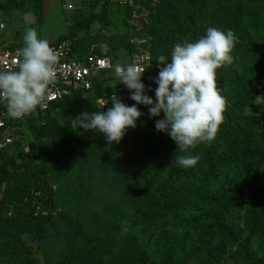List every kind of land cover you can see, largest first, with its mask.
Listing matches in <instances>:
<instances>
[{
    "label": "rangeland",
    "instance_id": "rangeland-1",
    "mask_svg": "<svg viewBox=\"0 0 264 264\" xmlns=\"http://www.w3.org/2000/svg\"><path fill=\"white\" fill-rule=\"evenodd\" d=\"M191 1L193 8L182 9L173 0H133L124 10L91 0H0L5 34L19 49L28 28H35L38 38L48 42L68 36L74 11L93 5L98 20L69 38L80 52L114 55L118 61L146 56L152 76L141 77V82L149 97V88H157L154 78L164 66L157 57L170 60L176 43L195 42L209 27L231 30L236 37L233 63L217 69L216 87L225 99L226 86L235 79L257 90L251 107L241 112L232 110L226 100L215 139L187 152L177 149L167 133L156 131L155 122L164 118L163 112L150 117L149 106L142 104L137 105L142 115L136 127L128 128L118 144L109 145L98 132L71 128L73 118L97 111L87 103H64L52 109L50 117L65 129L59 141L36 139L24 126L23 144L13 147L18 151L10 150L14 159L3 170V182L27 177L31 197L16 206L0 197V264H47L64 256L71 264H81L96 245L103 244L114 256L128 240H133L132 250L144 253V260L136 264H236L239 246H247L257 263L264 264V231L253 228V215L264 194V65L251 57V53L264 54V20L256 14L262 2ZM240 49L249 52L245 58L238 56ZM105 87L118 90L127 106L135 103L124 84L107 81ZM42 121L37 119L35 127ZM178 156L200 159L183 168L176 162ZM82 159L109 165L124 177L137 176L141 182L137 194L173 201L170 218L158 230L145 224L150 212L146 206L123 219L92 214L89 208L100 199L108 203L112 187L108 177L103 182L93 169L83 177ZM213 197L224 202L223 210Z\"/></svg>",
    "mask_w": 264,
    "mask_h": 264
},
{
    "label": "clouds",
    "instance_id": "clouds-1",
    "mask_svg": "<svg viewBox=\"0 0 264 264\" xmlns=\"http://www.w3.org/2000/svg\"><path fill=\"white\" fill-rule=\"evenodd\" d=\"M235 41L231 30L209 27L195 42L176 43L170 60L163 55L157 57L158 64L164 66L154 78L155 102L145 94L141 82L145 68L138 63L127 66L117 63L114 76L131 91L130 99L135 103L127 106L113 95L111 108L83 112L72 119L71 128L78 126L98 132L109 145L118 144L128 128L136 127V120L142 115L137 105L142 104L149 106L150 117L163 112L164 118L156 120L155 129L167 133L181 152L201 142L211 143L227 108L226 99L216 87V71L233 63ZM23 42L24 46L18 50L17 70L0 71V103L5 105L6 115L11 119L34 114L47 99L49 85L56 80L58 56L49 42L38 38L35 28L26 29ZM199 159V156H178L176 162L180 167L190 168Z\"/></svg>",
    "mask_w": 264,
    "mask_h": 264
},
{
    "label": "trees",
    "instance_id": "trees-1",
    "mask_svg": "<svg viewBox=\"0 0 264 264\" xmlns=\"http://www.w3.org/2000/svg\"><path fill=\"white\" fill-rule=\"evenodd\" d=\"M175 1L182 9H187L188 7L193 8L191 0H173ZM191 1V2H189ZM262 7L257 11V15L261 16L264 20V0H261ZM95 2H92V4ZM97 4V3H96ZM99 4V3H98ZM103 6H109L108 4H100ZM130 7L123 8L124 10L129 9ZM98 20V15L93 12V5L90 8H80L74 11V24L71 27L69 35L58 37L55 42L75 36L78 32L87 28L90 24ZM74 53L79 57L87 56L89 53L80 52L76 49L73 42ZM162 54H165V48L161 51ZM247 50L240 49L238 56L245 58L248 55ZM100 54V53H98ZM113 57L114 60L118 58L114 55H108ZM257 57L256 60L264 65V54L257 55L251 53V57ZM261 73L264 74V66L261 68ZM148 78L146 76H141ZM114 81L118 84V78H116L111 71L99 72L94 80V95L95 97H102L109 92H114L117 97L122 98L119 95L118 90H105V82ZM256 83H260V79L257 78ZM226 100L231 106V109L234 111L241 112L246 108L251 107L254 96L257 93L256 88L248 87L239 79H235L229 82L226 86ZM108 89V88H106ZM156 89V88H155ZM155 89L150 90V98L155 99ZM218 89V88H217ZM149 96V93H148ZM95 99L93 97H87L85 99H80L78 95L70 96L61 100L57 103H54L52 107L44 112L39 114H33L26 120V127L28 126L32 135L36 139L42 137H51L54 140H61V136L65 133V129L61 127L58 122L50 117V112L52 109L60 104H69V105H80L89 104L94 107L96 110ZM87 103V104H85ZM100 111V110H98ZM37 119H44L36 126ZM20 142L15 141L11 146L0 152V186L4 185V190L2 192L3 197L9 198L12 200L14 206L22 204L24 199L31 197V181L27 178L13 177L5 185V176L3 175L4 168L11 163L14 159L12 155L9 154L10 150L14 146H19ZM256 147V143L254 144ZM19 149L13 148L12 151H18ZM254 156L255 152L253 150ZM80 165L83 166V177H86L87 172L90 169H93L95 172L99 173L103 177V182L105 179H109L110 186L112 187L110 192L107 194L108 203H104L101 199L98 201V204L89 209L96 213H103L104 217L110 216L111 218L119 217L123 219L128 214L138 211L140 207L146 206L150 212L146 216V223L149 227L153 229H158L162 227V224L168 220L172 214L171 210L175 209V204L171 203V200H153L148 195H139L136 193L137 188L141 185L140 180L135 175L124 177L119 171L111 168L109 165H99L94 164L89 159H82ZM108 174V176L106 175ZM105 184V183H104ZM106 185V184H105ZM108 186V185H107ZM150 195V194H149ZM262 203L256 208V212L253 215V228L254 230L260 229L264 231V194H261ZM213 203L217 205L220 210L224 208V202L220 199L211 198ZM93 214V213H92ZM28 230V229H27ZM26 230V231H27ZM155 232V231H154ZM262 233V232H261ZM264 234V233H262ZM133 240H128L123 243L119 251L114 255H110L106 247L103 244H98L92 249L89 250L85 260L81 264H136L144 260V253L137 254V251L133 249ZM213 254L212 258H216L217 250H211ZM17 257V256H16ZM19 257V256H18ZM17 257V258H18ZM21 259H23L21 257ZM236 264H258L255 258L252 257L249 248L247 246H239L234 260ZM47 264H71L69 258L64 256L61 260L55 262L52 259L48 260Z\"/></svg>",
    "mask_w": 264,
    "mask_h": 264
},
{
    "label": "built area",
    "instance_id": "built-area-1",
    "mask_svg": "<svg viewBox=\"0 0 264 264\" xmlns=\"http://www.w3.org/2000/svg\"><path fill=\"white\" fill-rule=\"evenodd\" d=\"M99 4L116 5L120 8L130 7L133 0H91ZM69 10H73L69 6ZM6 21L0 13V71L17 70L19 63L18 48H15L5 37ZM74 40L66 38L60 41L49 42V46L58 56L55 65L56 80L49 85L47 99L42 106H38L34 114L48 111L54 103H57L70 96L78 95L80 99L93 97L98 110L107 111L112 107L111 97L117 96L114 92H109L102 97L94 95V80L99 72L111 71L117 63L122 66L138 63L145 68L142 76L151 77V65L146 56H135L122 61L114 60L113 57L104 53L96 54L90 52L87 56L79 57L74 53ZM108 101L107 104H105ZM105 104V105H104ZM104 105V106H103ZM103 106V108H102ZM33 114H29L23 119H11L6 115V107L0 103V152L11 146L15 141L22 142V128L26 126V120ZM4 190V185L0 186V197ZM36 209L35 215H38Z\"/></svg>",
    "mask_w": 264,
    "mask_h": 264
},
{
    "label": "crops",
    "instance_id": "crops-1",
    "mask_svg": "<svg viewBox=\"0 0 264 264\" xmlns=\"http://www.w3.org/2000/svg\"><path fill=\"white\" fill-rule=\"evenodd\" d=\"M5 32H6V31H5ZM5 35H6V34H5ZM5 37L7 38L8 42H9L8 36L6 35ZM15 48H17V47H15ZM18 49H19V48H18Z\"/></svg>",
    "mask_w": 264,
    "mask_h": 264
}]
</instances>
